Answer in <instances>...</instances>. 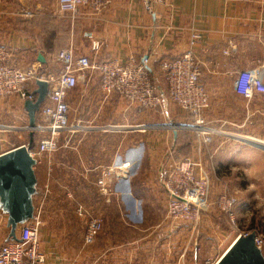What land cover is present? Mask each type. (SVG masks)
<instances>
[{
	"label": "crops",
	"instance_id": "0c3cea01",
	"mask_svg": "<svg viewBox=\"0 0 264 264\" xmlns=\"http://www.w3.org/2000/svg\"><path fill=\"white\" fill-rule=\"evenodd\" d=\"M152 9L149 13L141 0H113L101 12L82 7L70 15L58 10L57 0H0V45L10 50L11 61L19 68L38 61L39 71L59 70L57 53L71 46L76 55L97 62L109 58L139 61L143 56L154 76L160 71L161 60L177 57L189 48L190 30L197 29L202 37L194 47V55L200 65V81L209 94V107L203 115L206 124L218 130L212 137L213 150L202 151L204 158H216L218 163L232 167L229 160L239 148L230 150L228 139L238 140L263 155L262 149L244 140L249 137L264 142V93L246 99L235 92L233 82L243 69L258 70L264 77V0H153ZM92 40L99 41L98 50L91 49ZM91 72L98 74L94 70L79 73L84 85L73 102V88L68 92L69 104L75 106L77 100V108L81 105L83 111H88L84 118L76 111L71 115L78 127L72 132L75 134L66 146L68 150L54 151L56 156L45 164L41 178L36 172V158V185L40 179L46 187V198L47 183L52 192L50 199L40 200L37 208L34 205L43 223L41 237L69 235L66 228L56 229L48 220L49 214H58L57 206L64 202L59 190L96 189V178L103 168L119 159L132 161L129 178L122 184L121 194L112 195L111 204L106 202V206L104 197V203L98 199L97 204L118 216L112 227L102 228L94 242L85 246L86 251L81 247L85 260L71 245V253L76 252L68 263L61 255L64 245L50 239L43 242L46 264H204L219 258L238 235L229 230L225 215L219 218L213 210L203 215L195 228L187 221L171 220L164 212L165 197L158 195L161 175L157 165L163 148L159 112H153L151 119L143 118L146 112L135 103L128 105L116 94H103L99 78L91 83ZM26 87L34 92L36 84L28 82ZM23 101L16 95L0 97V141L12 133L11 128H23L18 123L27 120L28 124ZM257 130L262 133H255ZM29 132V139L35 140ZM169 135L166 132L161 139L168 140ZM211 163L200 162L206 174ZM51 253L60 255L52 257Z\"/></svg>",
	"mask_w": 264,
	"mask_h": 264
},
{
	"label": "built area",
	"instance_id": "2783aa9c",
	"mask_svg": "<svg viewBox=\"0 0 264 264\" xmlns=\"http://www.w3.org/2000/svg\"><path fill=\"white\" fill-rule=\"evenodd\" d=\"M112 1L57 0V8L70 15H75L82 7L98 13ZM141 1L149 13L153 11V0ZM201 37L197 29H191L189 48L177 57L159 62L165 89L156 83L147 59L143 56L139 61L134 58L125 61L109 58L97 62L86 55H76L73 48L67 46L57 53L59 70L43 72L38 70V61L30 63L26 68L15 66L11 61L10 50L0 45V97L16 95L22 100H34L36 94L26 87L27 83L35 82L36 79L48 83L45 102L38 112L44 123L36 125V129L44 131L46 135L38 141L35 150L29 148L35 159L37 154H48L58 149V138L62 132L76 131L77 124L70 121L68 92L77 85L79 73L87 70L98 72L99 87L106 96L116 94L140 108L156 110L163 114L168 112V105L174 103L188 115L190 127L197 131L201 142L206 146L217 130L206 124L203 115L209 107V94L200 81V65L194 55V47ZM90 43L92 50L99 49V41L92 40ZM230 47L235 49L232 44ZM225 52L228 53L226 50ZM233 88L246 99H250L255 93H264L263 74L258 70H240L235 76ZM131 162L114 160L100 172L96 183L100 193L107 197V201L110 196L121 194L120 188L129 178ZM159 172L166 197L165 213L171 220L187 221L197 227L203 213L211 205L221 209L231 221L234 220L232 208L235 199L220 194L215 201L210 200L209 178L200 162L187 156L172 157L162 164ZM76 211L80 218L86 220L83 244H91L102 228V221L98 216L90 215L81 204L77 206ZM41 223L39 211H34L29 222L19 225L16 230L18 239L6 240L0 244V264H46V254L40 241ZM255 242L261 248L256 236ZM219 258L206 260L204 264H215Z\"/></svg>",
	"mask_w": 264,
	"mask_h": 264
},
{
	"label": "rangeland",
	"instance_id": "374dc122",
	"mask_svg": "<svg viewBox=\"0 0 264 264\" xmlns=\"http://www.w3.org/2000/svg\"><path fill=\"white\" fill-rule=\"evenodd\" d=\"M159 70L160 71L156 72V75H154L153 77L156 83L159 84L161 88L165 89L164 76L160 67ZM91 73H92L91 83H95L97 78H99V75L96 72H91ZM77 84L78 85L74 87L71 92L70 101H72L73 98L75 99V97L78 95V92L81 90L80 88L84 85V81L80 79ZM119 98L121 97L119 96ZM121 99L126 101L128 105L131 103L130 101L124 98ZM76 102L77 100L75 101V106H73L74 104L70 103L71 122H73L72 120L73 118H71L72 114H76V113L80 114L82 118L86 117L88 114V111H83L80 108L81 105L79 106L78 109L77 106L79 104H77ZM155 111L156 110L144 108L143 112L146 113H144L143 118L151 119L154 115L153 112ZM111 113L112 110H110L109 117ZM129 118L130 117H127L128 121ZM109 119L112 120V116ZM136 119L137 117L135 118V120ZM158 122L161 123L160 125H158L159 134L161 136L162 134H166V132H169L170 134L168 140L161 139L160 136V145H163V148H160L159 151V162L157 165L158 170H160V167L167 159L172 157L178 158V157L187 156L198 162H201L202 164H204V160H207V163H210V160H212V163L210 164L212 168L209 169V171L212 173L210 174L209 171H206L207 172L206 175L208 176L210 183V192H209L210 200L215 201V199L220 194H226L228 196L233 197L235 199L233 203L234 206L232 208V213H233L232 218H234V220L231 221L229 216L224 212H222L221 209H219L215 205H211L210 208L203 213V215L206 216L207 214H212L211 212L214 210L215 212L214 214L216 216H219V218L220 215L222 214L226 216L227 223L229 224V230L232 231V233L242 234L245 232H253L255 236L258 237L261 245V250L264 254V154L261 155V153L258 154L255 153L256 152L255 149L254 151H252V148L247 147V145H244L243 143L237 142L238 140L235 141V139L234 140L228 139V143L226 146L230 150L235 148H239V150L235 153V156L230 158L229 160L231 162L232 167L228 165L224 166L218 163V161H216L217 160L216 158L213 159L204 158L203 152H208L210 149L213 150V146H214V143L212 141L213 139L208 144L209 146L206 145L207 146L206 147L205 144L201 142V138L198 136L197 131L192 127H190V120L188 115L178 106H176L174 103H170L168 105V112L166 114L159 112ZM43 123L44 121L39 116H37L36 124L40 125ZM17 125H20L23 128L20 129L11 128L10 132L12 133H9V135L5 138L4 141H0V152L6 151L21 144H26L28 142L29 139L28 134L30 133L29 132L30 129L28 128L27 120H25L24 123H18ZM210 127L217 130L215 126H210ZM135 132H136L135 134H140V132L138 131ZM173 133H174V137L171 138V135ZM255 133L261 134L262 131L257 130L255 131ZM33 134L35 140L33 139L34 141L31 148L35 150L38 141L43 136H45L46 133L44 131L36 129L32 131V135ZM74 134L75 133H72L68 130L62 132L59 135L58 138L59 146L58 149L56 150H61L62 148L68 150L67 148L69 147L66 146L70 145L71 138L74 136ZM143 134H148V133H143ZM213 136L216 137L217 134ZM142 138L145 141H147L145 139V135ZM146 143H148V141ZM148 147H149V143H148ZM253 154L256 155L252 156ZM55 156H56L55 152L36 155V158L39 161L36 167V172L39 178H41V174H43V172L45 171L44 169L45 164L48 161H53ZM225 160L228 159L225 158ZM211 175H213L214 177ZM91 178L92 176H89V180ZM46 185H47V189L49 190L47 198L43 194L44 191L46 190V187L43 184H41V180L39 179L38 185H36V192L38 193L34 197V205H36V208L38 205L37 203H39L40 200L42 201L45 199L44 201H46L47 199H50L49 195H52V192L50 193L51 190L50 185L48 183ZM158 195L160 197L162 196L165 197V193L161 186V180H160ZM103 197L105 203L103 201ZM111 197L112 196H110L109 201H107L106 200L107 197L103 196L100 193L98 186L96 189H94L91 186L90 189H84V190H71L70 188L63 189L62 191L59 190V198L64 202L62 201L63 203L57 206L60 207L59 208L60 211L58 212V214L56 213L49 214L48 220H50L52 224L55 225L56 229L61 230L63 228H66L67 230L66 232H68L69 235L66 237L62 236V237H54V238L41 237L40 235L42 249H43V242L49 241L51 239L52 243L56 242V243H60V245L61 244L64 245L65 250L64 252L63 251L61 252V255L67 258L68 263L70 259L75 255L73 253L76 252V250H74L71 253L72 246H74V248H78L79 250L78 256H80L82 260L83 258L85 260L84 255H86V253L83 254L82 249L86 251V247H85L86 245L84 244H83L84 246L82 245L83 242H82L81 233L85 228L86 220L85 218H80L78 216L76 208L78 205L81 204L90 213V215L98 216L101 219L102 228H109L110 226L112 227L113 223L115 222L114 220L115 217L118 216V214H116L114 211L108 210V208L106 207L107 203L111 204L110 202ZM98 199L102 200L106 206L102 205L101 203L97 204L98 202H100ZM116 208L118 211L117 213H119L118 205L116 206ZM164 212H165V208H164ZM42 215L43 214H41V216ZM7 233H8V228L6 225V217L2 213H0V244L5 242ZM51 254L52 257H54V255H60L58 253L55 254L51 253ZM191 264H194V262L191 261Z\"/></svg>",
	"mask_w": 264,
	"mask_h": 264
},
{
	"label": "water",
	"instance_id": "95a60500",
	"mask_svg": "<svg viewBox=\"0 0 264 264\" xmlns=\"http://www.w3.org/2000/svg\"><path fill=\"white\" fill-rule=\"evenodd\" d=\"M39 59L42 60L40 56ZM35 84L36 98L23 101L31 133L36 129V116L48 92L45 80L36 79ZM244 141L264 150L262 140L248 137ZM32 145L33 138L30 137L27 145L21 144L0 153V213L6 214L7 240H17V227L29 222L34 215L37 180L36 159L29 152ZM215 264H264V254L255 242V234L247 232L239 234Z\"/></svg>",
	"mask_w": 264,
	"mask_h": 264
},
{
	"label": "trees",
	"instance_id": "16d2710c",
	"mask_svg": "<svg viewBox=\"0 0 264 264\" xmlns=\"http://www.w3.org/2000/svg\"><path fill=\"white\" fill-rule=\"evenodd\" d=\"M37 116H39V113L37 114Z\"/></svg>",
	"mask_w": 264,
	"mask_h": 264
}]
</instances>
